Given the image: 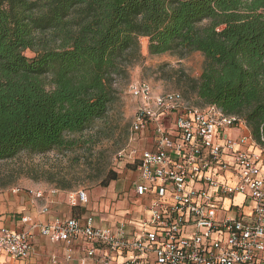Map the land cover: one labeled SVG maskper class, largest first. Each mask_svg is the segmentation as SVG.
Returning a JSON list of instances; mask_svg holds the SVG:
<instances>
[{
    "label": "trees",
    "instance_id": "trees-1",
    "mask_svg": "<svg viewBox=\"0 0 264 264\" xmlns=\"http://www.w3.org/2000/svg\"><path fill=\"white\" fill-rule=\"evenodd\" d=\"M141 37L151 55L202 53L188 90L262 141L264 0H0V161L74 147L141 60Z\"/></svg>",
    "mask_w": 264,
    "mask_h": 264
},
{
    "label": "built area",
    "instance_id": "built-area-1",
    "mask_svg": "<svg viewBox=\"0 0 264 264\" xmlns=\"http://www.w3.org/2000/svg\"><path fill=\"white\" fill-rule=\"evenodd\" d=\"M129 92L138 105L129 145L121 151L119 165L137 172L134 190L138 196L158 189L149 215L137 229L123 221L99 226L93 216L42 223L24 215L22 221L29 227L23 231L0 222V252L16 262L27 258L34 251V230L38 229L50 241L66 244L64 259L68 262L74 259L71 245L78 238L107 246V254L97 247L87 248L78 264H264L263 164L259 157L243 150L237 151L235 163L229 164L222 159L223 149H234L239 142H214L218 128H248L245 121L216 105H192L180 92H157L146 80L133 79ZM168 114L176 115L173 133L162 123ZM151 128L153 148L142 150L139 137ZM259 144L264 155V138ZM227 172L236 177L235 184L218 179V174ZM198 181L208 184L209 189L194 186ZM67 193L73 206L88 203L86 191ZM34 195L40 198L44 192L36 190ZM236 195L251 199V220H243L232 211L220 220L216 197ZM48 208L44 205L40 212ZM52 259L58 261L57 256Z\"/></svg>",
    "mask_w": 264,
    "mask_h": 264
},
{
    "label": "rangeland",
    "instance_id": "rangeland-1",
    "mask_svg": "<svg viewBox=\"0 0 264 264\" xmlns=\"http://www.w3.org/2000/svg\"><path fill=\"white\" fill-rule=\"evenodd\" d=\"M140 40L142 58L129 65L127 74L117 77V97L107 115L84 133L78 134V142L72 148L47 153L23 151L15 158L0 161V194L13 189L26 192L56 189L64 198L67 191L82 190L89 194L90 210L95 207L106 210L113 202L115 182L111 181L109 186H103L102 182L110 172L121 169L120 153L129 145L131 125L138 105V100L129 92L132 80H146L157 92H180L194 105L205 106L185 83L188 76H200L204 65L203 54L193 52L185 58L169 53L151 55L148 39L141 37ZM26 54L34 55L29 50ZM116 182L117 187L121 188L125 186L126 179ZM126 207L122 203L114 206L113 211L119 221L127 219L129 209Z\"/></svg>",
    "mask_w": 264,
    "mask_h": 264
},
{
    "label": "crops",
    "instance_id": "crops-1",
    "mask_svg": "<svg viewBox=\"0 0 264 264\" xmlns=\"http://www.w3.org/2000/svg\"><path fill=\"white\" fill-rule=\"evenodd\" d=\"M146 38V37H145ZM162 123L168 132L173 133L176 129V115L168 114L162 117ZM153 129L143 132L138 140L140 149H152L153 148ZM241 138H245L240 142ZM237 140L238 145L234 149L225 148L222 152V159L229 164L235 163V154L239 150L253 153L260 158V162L263 164L264 173V155L261 153L260 142H257L249 127L243 128L238 126L218 128L215 136V143H225L227 140ZM120 166V165H119ZM118 179L125 178V186L118 188L116 180L115 188L112 195V204L108 205L106 210H99L97 207L90 210L89 202L83 206L86 207L84 214H92L95 216V223L99 226L107 227V225H115L120 222L116 215L114 206L117 203L127 205L129 213L127 219L123 222H129L137 229L140 221L149 215V206L156 196L158 189H155L153 193H146L142 196H138L134 190V183L139 180L137 172L127 166H120ZM210 173V172H209ZM218 179L229 183H236L237 179L232 173H220L217 175ZM197 188L209 189L208 184L198 181L194 183ZM117 188V190H116ZM35 190L29 192L13 189L6 193L0 194V222L2 225L16 231L26 230L29 225L22 221L24 215L32 216L33 220L37 222L46 223L54 218H69L73 211H71L72 205L69 203L66 197H61L58 190L56 193L44 192L43 197L36 198L34 195ZM219 208V219H223L224 216L232 211L233 214L242 218L243 220H251L253 203L248 196L236 195L234 197H216ZM98 204V203H97ZM48 205V211L41 213L42 207ZM79 208V207H77ZM80 209V208H79ZM132 228V227H131ZM34 251L25 259L16 262L6 254L0 252V264H78L77 259L85 255V251L90 247H97L102 254H107V246L95 245L92 242L86 241L82 238L76 239L71 245V255L74 258L72 261H66L64 257L68 253V248L63 242H52L46 236L42 235L38 229L34 230ZM101 249H100V248ZM53 256L58 257V261L55 263L52 259ZM118 259H121L118 257Z\"/></svg>",
    "mask_w": 264,
    "mask_h": 264
},
{
    "label": "water",
    "instance_id": "water-1",
    "mask_svg": "<svg viewBox=\"0 0 264 264\" xmlns=\"http://www.w3.org/2000/svg\"><path fill=\"white\" fill-rule=\"evenodd\" d=\"M118 171H119V170H118ZM118 173H119V172H118ZM87 195H88V201H89V194H88V192H87ZM65 197L68 199V193H67V192L65 193ZM68 201H69V200H68ZM83 206H85V205H81V204H79V203H78L76 206H73V205H72L71 211H73V208H74V207H79L81 213H80L79 216H77V215H75V214L73 213L70 217H77V218H82V219H84L85 217L93 216L92 214H84L85 211H86V207H83ZM93 217L95 218V216H93Z\"/></svg>",
    "mask_w": 264,
    "mask_h": 264
}]
</instances>
